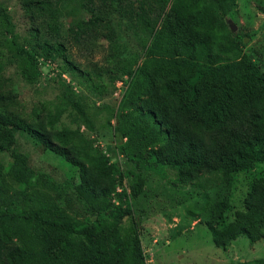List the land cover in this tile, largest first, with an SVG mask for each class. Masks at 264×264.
I'll list each match as a JSON object with an SVG mask.
<instances>
[{
	"label": "rangeland",
	"instance_id": "1",
	"mask_svg": "<svg viewBox=\"0 0 264 264\" xmlns=\"http://www.w3.org/2000/svg\"><path fill=\"white\" fill-rule=\"evenodd\" d=\"M0 1L7 6L17 41L27 46L24 30L30 21L24 2L28 0ZM172 3L185 13L182 14L189 23L180 43L204 40L209 45L210 62L216 64L250 56L264 73V0L227 2L226 16H221L217 5L209 0H172ZM201 19L204 25L196 28ZM60 20L63 34L57 41L64 44V54L76 70L66 68L61 58L46 60L37 56L42 75L30 84L22 76L30 67L8 49L12 36L0 25V95L9 96L11 101L4 108L7 115L0 111L3 136L8 137L7 152L0 157V209L29 213L34 206L19 202L18 195L25 193L33 197L39 192L38 208L69 219L75 231L69 245L52 249L56 264H66L70 259L76 261L87 245L86 234L101 240L111 256L108 236L99 223L109 221L110 212L123 209L127 199L131 203V215L122 220L121 231L135 227L143 264H261L264 231L255 241L241 235L238 230L242 222L238 216L245 213L252 188L258 183L264 184V163L252 164L230 183L216 174L201 175L193 170L179 173L168 168L156 172L142 167L143 189L136 198L131 197L133 177L138 170L119 150V140L122 144L127 141L128 131L123 120L131 111L124 107V101L130 88L145 80L144 70L150 72L152 79H166L161 77L150 53L153 38L142 30L130 32L122 18L104 24L108 29H102L101 25V30L86 43L77 44L65 32L69 19ZM238 35L242 43L238 42ZM212 42H218L220 49H215ZM230 44H234L236 52L229 49ZM124 65L131 66L130 74H122ZM109 69L115 73L104 76L103 72ZM62 81L79 96L88 122L61 97ZM148 102V93L140 94L135 106L146 108ZM9 119L19 130L8 125ZM50 119L54 120L53 126L47 125ZM25 126L41 130L56 148L76 150L80 155L86 152L84 155L90 161L86 164L89 186L98 192L106 188L107 194L94 196L88 192L79 176L82 171L64 161L58 150L34 143L22 131ZM151 148L158 146L137 145L134 154L144 156ZM119 194L124 196L118 198ZM220 201L224 202V208H218ZM2 228L0 221L2 246L21 249L27 254L42 252L47 247L39 245L42 238L35 241L37 230L33 228L19 231L9 226L5 233ZM48 264L51 263L48 261Z\"/></svg>",
	"mask_w": 264,
	"mask_h": 264
},
{
	"label": "trees",
	"instance_id": "2",
	"mask_svg": "<svg viewBox=\"0 0 264 264\" xmlns=\"http://www.w3.org/2000/svg\"><path fill=\"white\" fill-rule=\"evenodd\" d=\"M231 1L209 0L217 5L221 16H226L227 2ZM24 3L30 21L24 30L28 47L17 41L12 18L1 1L0 25L12 36L8 49L23 58L30 67L22 72L23 80L29 84L42 75L37 56L46 60L61 58L66 68L76 70L64 54V44L57 41L63 34L62 17L69 19L65 31L67 37L77 44L86 43L89 37L101 30V25L102 29H108L104 26L122 18L130 32L142 30L151 34L150 53L161 77L166 79H152L150 72L144 70L142 75L145 80L132 86L124 101V107L131 108V111L123 120L128 131L127 141L122 144L119 140V150L138 170L133 177L131 197L136 198L143 189L142 167L156 172L168 168L179 173L193 170L201 172V175L216 174L230 183L236 175L247 172L252 164L264 163V73L250 56H238L232 62L216 64L210 62L209 45L204 40L180 43L189 23L182 14L184 12L173 6L172 0H28ZM202 25L201 19L195 27ZM238 40L243 42L240 36ZM110 42L113 43V40L110 39ZM212 45L215 49L221 47L218 42H212ZM229 47L233 52L237 51L234 44ZM221 53H224L223 50ZM114 71L109 69L103 75L111 76ZM130 71V65H124L121 70L122 74H130ZM60 84L64 85L59 90L61 97L88 122L79 96L63 81ZM146 93L149 96L147 107L135 106L139 95ZM10 104L9 96L0 95V111L2 109L3 114L7 115L4 108ZM3 123L0 120V157L6 154L5 143L8 141L1 129ZM10 123L9 119L8 125L18 129L15 123ZM47 125L53 126L54 120H48ZM25 127L22 131L27 132L34 143L48 150H58L64 161L82 171L79 176L88 192L94 196L107 194L106 188L98 192L89 186L91 180H88L90 173L86 164L90 161L84 155L86 152L80 155L76 150L56 148L41 130ZM145 143L158 148H151L146 155L138 157L137 153L134 154L135 146H144ZM82 156L84 160H81ZM2 160L5 161V157ZM34 195H18L19 202L34 206L29 213L24 210L10 213L0 209L2 230L5 233L9 226L19 231L33 228L37 230L35 241L39 242L42 238L39 245L46 244L47 247L42 252L27 254L21 249L2 246L0 242V264H48V261L56 264L52 249H56L57 245H69L71 234L75 231L73 223L65 216L38 208L41 195L39 192ZM122 196L124 194H119L118 198ZM217 205L224 208L223 201ZM130 215L131 203L127 199L123 209L115 208L109 214V221L99 223L102 232L108 236L111 256L106 253L101 240L86 234L87 245L83 253L76 257V261L70 259L65 263L143 264L144 256L135 227L132 225L121 231L122 220ZM238 219L242 222L238 230L241 235L253 241L262 237L264 184L258 183L252 188L245 213ZM229 239L232 238L229 236Z\"/></svg>",
	"mask_w": 264,
	"mask_h": 264
}]
</instances>
